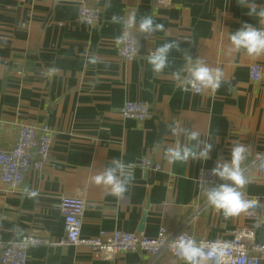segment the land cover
I'll use <instances>...</instances> for the list:
<instances>
[{"label":"crops","instance_id":"crops-1","mask_svg":"<svg viewBox=\"0 0 264 264\" xmlns=\"http://www.w3.org/2000/svg\"><path fill=\"white\" fill-rule=\"evenodd\" d=\"M82 2L102 10L100 23L76 21ZM252 7H264V0H172L159 8L150 0H0V149L14 144L23 124H47L52 130L50 153L39 170L28 172L18 186L0 179V239L16 241L27 234L61 239L58 203L66 194L84 198V237L115 229L154 237L163 224L171 233L229 241L234 229L245 226L254 230V241L264 242L263 223L256 227L264 215V54L235 52L228 41L229 32L244 22L264 27V20L247 14ZM132 10L138 20L154 13V23L163 28L147 36L111 19L127 18ZM125 32L139 38L131 60L116 52ZM170 41L177 47L169 51L167 66L153 72L146 56ZM186 54L219 68L220 87L200 93L182 88ZM254 63L261 68L259 81L249 76ZM126 99L149 104L150 117L123 118L120 107ZM174 120L180 129L171 134ZM186 130L213 145L208 160L165 159L167 148L187 143ZM235 143L247 149L241 162L249 178L244 191L256 196L261 207L225 218L204 195L214 184L196 178L200 168L227 161ZM195 145L196 140L189 141V147ZM145 155L161 168H134L121 197L91 182L113 159L128 165ZM25 189L36 195L29 197ZM165 258L139 250L103 258L73 244L28 249V264H163Z\"/></svg>","mask_w":264,"mask_h":264},{"label":"built area","instance_id":"built-area-1","mask_svg":"<svg viewBox=\"0 0 264 264\" xmlns=\"http://www.w3.org/2000/svg\"><path fill=\"white\" fill-rule=\"evenodd\" d=\"M154 8L168 6L172 0H150ZM76 21L84 25H95L102 21V10L92 4L80 3L77 8ZM138 35L134 32L122 34L117 54L124 60H131L138 54ZM249 76L252 81L261 79L260 65L254 63L249 67ZM190 74L187 72L181 82V87L200 93L189 82ZM123 118L143 121L150 117L149 104L141 100L126 99L120 107ZM180 129L178 120H174L169 127L171 134ZM52 144V130L47 124L40 126L23 124L19 127L16 140L10 148L0 149V179L10 186L20 185L30 171L39 170L48 159ZM129 170L139 167L143 170H159L160 164L154 162L149 155L142 156L138 161L127 165ZM211 169L200 168L197 180L206 184H215L217 177L211 174ZM85 201L79 195L62 194L58 208L63 217L64 236L58 241L27 234L16 241H3L0 239V264H28V249L30 246L73 244L83 245L90 249L94 256L111 258L118 253L127 251H145L152 255H165L163 264H177L179 259L170 248V241L178 234L183 233L194 237L197 241L213 242L197 238L185 231L169 232L161 224L154 237L144 236L139 232H126L120 229L111 231L100 230L94 237H84L81 234L82 215ZM264 217V215H263ZM264 225V223H263ZM226 243L223 257L214 255L208 264H260L264 261V242L254 241V230L248 227H238L232 231V238Z\"/></svg>","mask_w":264,"mask_h":264},{"label":"clouds","instance_id":"clouds-1","mask_svg":"<svg viewBox=\"0 0 264 264\" xmlns=\"http://www.w3.org/2000/svg\"><path fill=\"white\" fill-rule=\"evenodd\" d=\"M242 2V0H241ZM249 16L255 15L264 20V7L248 9ZM113 22L121 23L125 29L135 27L139 33L147 36L163 28L162 24L154 23V13L144 15L139 20L135 10L127 15V18L112 16ZM228 41L232 50H241L249 56H259L264 54V27H255L251 23L244 22L242 25L229 32ZM177 47L175 42H165L157 46L146 56V61L153 72L159 73L168 64L169 51ZM187 71L190 74L189 81L198 92L201 89L215 91L220 87L223 73L219 68H210L199 58H194L189 54L185 55ZM95 62V58H92ZM52 71H49V75ZM187 137L186 144L179 142L175 147L167 148L164 153L165 159L169 163L186 162L189 159L206 161L210 157L213 145L208 140H201L196 131H185ZM196 140L195 150L189 147L190 140ZM246 146L243 143H235L230 148L229 159L227 161H216L211 168V174L217 177L221 183L208 186L204 189L207 203L214 209L222 213L225 218L237 216L244 211H251L261 207V202L256 196L247 195L244 186L249 182V178L244 174L241 162L246 155ZM133 179V174L128 166L118 159H113L102 171L91 177V182L96 185H103L108 189V194L114 197H121L128 190V185ZM25 192L29 197L35 196V191ZM264 223V217H259L256 227ZM228 247L226 243L220 241L204 242L197 241L194 237L180 233L170 241V248L174 255L183 264H208L214 255L223 257L224 250Z\"/></svg>","mask_w":264,"mask_h":264},{"label":"water","instance_id":"water-1","mask_svg":"<svg viewBox=\"0 0 264 264\" xmlns=\"http://www.w3.org/2000/svg\"><path fill=\"white\" fill-rule=\"evenodd\" d=\"M143 42H144V37L141 36V38H140V48H142V46H143ZM163 131H164V130H163V128L161 127V129H160V134H161ZM193 143H195V139H193ZM193 150H194V148H193ZM141 227H142V223H141L139 229H141Z\"/></svg>","mask_w":264,"mask_h":264}]
</instances>
